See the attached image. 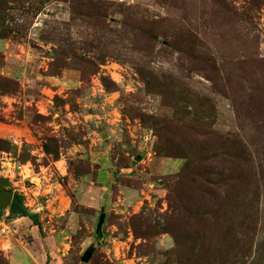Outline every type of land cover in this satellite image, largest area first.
Returning <instances> with one entry per match:
<instances>
[{"label":"rangeland","instance_id":"374dc122","mask_svg":"<svg viewBox=\"0 0 264 264\" xmlns=\"http://www.w3.org/2000/svg\"><path fill=\"white\" fill-rule=\"evenodd\" d=\"M2 177L0 264H264V0H0Z\"/></svg>","mask_w":264,"mask_h":264},{"label":"water","instance_id":"95a60500","mask_svg":"<svg viewBox=\"0 0 264 264\" xmlns=\"http://www.w3.org/2000/svg\"><path fill=\"white\" fill-rule=\"evenodd\" d=\"M8 182L9 180L7 178H4V177L0 178V212L3 209L8 208V206L11 203L12 197H13V191L6 188V186L8 185ZM103 221H104V214H101L98 219L96 229H95L96 236L101 235V227H102ZM91 254H92V248L89 247L83 252L81 256V261L83 263L88 262L91 257Z\"/></svg>","mask_w":264,"mask_h":264},{"label":"trees","instance_id":"16d2710c","mask_svg":"<svg viewBox=\"0 0 264 264\" xmlns=\"http://www.w3.org/2000/svg\"><path fill=\"white\" fill-rule=\"evenodd\" d=\"M9 214L13 216H27L32 220V223L38 227L40 231L41 221L36 212H30L25 206L22 196L19 193H14L11 203L8 206Z\"/></svg>","mask_w":264,"mask_h":264},{"label":"crops","instance_id":"0c3cea01","mask_svg":"<svg viewBox=\"0 0 264 264\" xmlns=\"http://www.w3.org/2000/svg\"><path fill=\"white\" fill-rule=\"evenodd\" d=\"M105 175L106 174H102V176H105ZM51 215H53V214H51ZM56 215H57V212H56ZM39 219H40V221H42V218L39 217ZM11 220H12L11 222L20 221L21 224H27V225H29L31 223V225L29 226L30 227L29 229H31V231H33V230L36 231V229L38 230V227L36 225H34L32 223V220L27 216H17V217L12 218ZM1 221L2 220H0V222ZM28 262L33 263V258H29V256H27V255H22V257L16 256V257L9 259V264H27Z\"/></svg>","mask_w":264,"mask_h":264}]
</instances>
